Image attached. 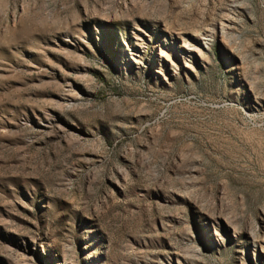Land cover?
<instances>
[{
    "label": "rangeland",
    "instance_id": "obj_1",
    "mask_svg": "<svg viewBox=\"0 0 264 264\" xmlns=\"http://www.w3.org/2000/svg\"><path fill=\"white\" fill-rule=\"evenodd\" d=\"M0 264H264V0H0Z\"/></svg>",
    "mask_w": 264,
    "mask_h": 264
},
{
    "label": "bare ground",
    "instance_id": "obj_2",
    "mask_svg": "<svg viewBox=\"0 0 264 264\" xmlns=\"http://www.w3.org/2000/svg\"><path fill=\"white\" fill-rule=\"evenodd\" d=\"M205 42V41H204ZM191 49V48H190Z\"/></svg>",
    "mask_w": 264,
    "mask_h": 264
}]
</instances>
